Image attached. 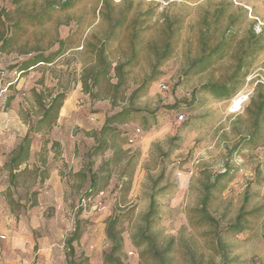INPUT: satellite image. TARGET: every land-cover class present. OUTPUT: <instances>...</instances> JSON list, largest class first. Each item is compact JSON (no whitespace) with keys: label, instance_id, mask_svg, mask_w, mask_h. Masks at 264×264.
<instances>
[{"label":"rangeland","instance_id":"374dc122","mask_svg":"<svg viewBox=\"0 0 264 264\" xmlns=\"http://www.w3.org/2000/svg\"><path fill=\"white\" fill-rule=\"evenodd\" d=\"M219 41L220 55L192 68ZM100 50L111 66L95 85ZM35 55L49 61L21 70ZM127 61L116 90L114 66ZM225 82L228 96L203 89ZM242 90L249 94L233 110ZM59 92L55 123L32 134L27 159L10 169L29 123ZM259 92L264 0H0V264H264ZM124 106L134 110L100 136L106 116ZM255 208L242 232H224Z\"/></svg>","mask_w":264,"mask_h":264},{"label":"trees","instance_id":"16d2710c","mask_svg":"<svg viewBox=\"0 0 264 264\" xmlns=\"http://www.w3.org/2000/svg\"><path fill=\"white\" fill-rule=\"evenodd\" d=\"M60 1V0H58ZM61 2V6L62 7H68L72 4V0H64V1H60ZM218 21V15L216 17V21ZM113 33L112 28H110L109 31V35L111 36V34ZM253 36H255V34L253 33ZM221 42L219 41V43L214 47L211 48V50L208 53L202 54L199 57L195 58L192 62V68H200V66H205L208 65L211 62V55L214 53H217L218 55H220V51L219 49L221 48ZM171 43L170 41H166L163 45L162 48V52L160 57L162 58H166L170 51H171ZM248 48H249V53H252L257 47L255 46V44H248ZM245 55H247V53H244ZM97 57L99 59L100 62L103 63V66L100 70L96 71L92 77V84H97L98 80H99V76L101 75H105L109 72L110 69V62L107 61L103 55H102V51L100 50L99 53L97 54ZM45 61H49L48 57H43L41 55H35L31 58H28L24 63L22 68H20L21 70L27 69L29 67H33L35 66L37 63L39 62H45ZM126 65H129V61L127 62H119L114 66V70L117 76V82L114 85V88H117L121 85L124 84L125 82V71H124V67ZM245 63L243 62V57H239L238 59V65H237V69L240 70L244 67ZM152 81L151 79L148 80ZM145 83L147 84V81H143L141 83V85L139 87H137L135 90L132 91L131 95H130V99H133L137 96V94L145 89ZM230 87H228V85L225 83H221V84H215V83H208L205 84L203 86V89L208 90L210 92H214L215 95L217 97H224V96H228L229 93L231 92ZM116 92V91H115ZM94 95V93H93ZM66 94L64 92H59L54 94L52 97H50V99L47 101V103H43L42 104V111L40 114V117L38 119H36L35 121L29 123V126L27 128L26 133L24 134V136L22 137L21 141L19 142V144L17 145V147L15 148L14 152L12 153V155L9 157L8 161L6 162L7 165H9L10 169H14L17 168L23 161H25L28 157L29 154V148H30V144H31V138H32V134L41 130L42 128H50L56 121V118L58 116L59 110L62 106L63 100L65 99ZM257 98H258V104H257V109H256V113L260 114V112L262 111V109L264 108V92L263 93H258L257 94ZM253 104H255L253 102ZM134 109H130V107H122L120 108L118 111H116L115 113L106 116L104 123L102 124L101 128L99 129L98 133L100 136H104L106 135L109 131H112L114 129V127L112 126V124L114 123H118L123 121L124 119H126L129 114L131 113V111ZM104 147V140H102L99 144L93 146L92 148V153H97L99 150H101ZM223 174H220L216 177V180L220 179L221 177H223ZM45 177V175H42V179ZM96 179L95 177L91 178V182H90V187L94 190H96ZM210 185H206L205 186V190H204V194L201 198V208L200 211L202 212V218L203 220L206 221H211L212 218L207 214L206 212V207L209 203V200L212 196V191L210 190ZM152 208H153V200H151L150 206H149V210L148 213L152 212ZM257 211V208L252 209L250 211H240L236 217L234 222L229 223L228 225L225 226L224 228V232H231V233H239L242 232L245 228H246V222H247V215L252 214L253 212ZM81 233V227L79 222L77 221L75 228L73 230V232L71 233L70 238L68 239V245L71 246V241L79 238ZM108 236L113 238V247L112 250H120L121 249V238L117 237L114 239V234L112 233V231L108 230ZM106 257V255H105Z\"/></svg>","mask_w":264,"mask_h":264},{"label":"built area","instance_id":"2783aa9c","mask_svg":"<svg viewBox=\"0 0 264 264\" xmlns=\"http://www.w3.org/2000/svg\"><path fill=\"white\" fill-rule=\"evenodd\" d=\"M60 1H64V0H60ZM163 87H165L164 84H162ZM249 92L248 90H242V91H239L234 97H237L238 98V101H237V106L236 108H233L232 106V109L235 110V109H238L241 104L246 100L247 96H248ZM183 115L180 114L178 115V118L179 119H182ZM140 132V129L136 128V133L138 135V133Z\"/></svg>","mask_w":264,"mask_h":264},{"label":"bare ground","instance_id":"6f19581e","mask_svg":"<svg viewBox=\"0 0 264 264\" xmlns=\"http://www.w3.org/2000/svg\"><path fill=\"white\" fill-rule=\"evenodd\" d=\"M237 101H238V98H237V97H233V98L230 100V106H232L233 108H236V106H237Z\"/></svg>","mask_w":264,"mask_h":264}]
</instances>
